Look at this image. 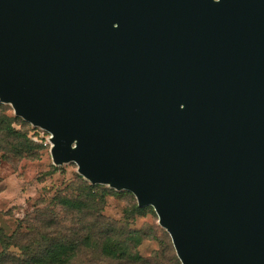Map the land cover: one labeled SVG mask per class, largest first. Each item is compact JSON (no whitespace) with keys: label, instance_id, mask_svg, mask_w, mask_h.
<instances>
[{"label":"water","instance_id":"95a60500","mask_svg":"<svg viewBox=\"0 0 264 264\" xmlns=\"http://www.w3.org/2000/svg\"><path fill=\"white\" fill-rule=\"evenodd\" d=\"M0 100L182 264H264V0H0Z\"/></svg>","mask_w":264,"mask_h":264},{"label":"rangeland","instance_id":"374dc122","mask_svg":"<svg viewBox=\"0 0 264 264\" xmlns=\"http://www.w3.org/2000/svg\"><path fill=\"white\" fill-rule=\"evenodd\" d=\"M4 115L15 120L13 127L25 132L30 143L25 157L0 152V225L7 234H23L20 242L26 243L30 238L39 239V232L72 238L78 231L76 235L83 236L94 228L92 235L98 239L99 231L113 229L114 235L123 234L122 239L130 241L128 257H108L93 242L80 248L72 264H182L155 208L148 205L139 214L131 192L101 183L97 185V193L104 198L100 203L98 198L97 204L82 210L64 205L60 201L64 197L84 199L80 185L91 181L73 160L54 161L51 132L17 115L12 104L0 100V117ZM10 250L20 254L17 247Z\"/></svg>","mask_w":264,"mask_h":264},{"label":"trees","instance_id":"16d2710c","mask_svg":"<svg viewBox=\"0 0 264 264\" xmlns=\"http://www.w3.org/2000/svg\"><path fill=\"white\" fill-rule=\"evenodd\" d=\"M13 121L15 120L7 115L0 117V152L4 151L7 156L9 153H13L15 156L25 157L29 154L27 147H30V143L27 142V134L25 132L17 131L13 127ZM91 184L83 181L80 185L79 190L84 191V199L71 200V198L64 197L60 201L64 205L78 210L88 209L92 203L97 204L98 198V203H100L104 198L97 193V185L101 183L91 182ZM116 190L133 193L126 189ZM147 206H141L138 203V206H136L137 212L139 214L145 213L149 209ZM85 226L84 229L87 228ZM93 230L94 228L87 235L83 234V236L76 235L79 234L78 231L72 238L65 236L53 237L49 231L47 233L39 232V239L33 240L30 238L26 243H21L20 241L25 235L18 232H14L11 235L7 234L0 225V245L2 247L0 264H72L80 248L91 246L93 242L108 257L117 259L129 256L130 241L122 239L123 234L114 235L113 229H110V231L101 230L97 235L98 239H95L92 235ZM11 247H17L20 250V254L11 251Z\"/></svg>","mask_w":264,"mask_h":264}]
</instances>
